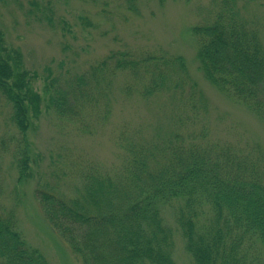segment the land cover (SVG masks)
<instances>
[{
    "label": "trees",
    "instance_id": "trees-1",
    "mask_svg": "<svg viewBox=\"0 0 264 264\" xmlns=\"http://www.w3.org/2000/svg\"><path fill=\"white\" fill-rule=\"evenodd\" d=\"M255 1L208 0L211 15L191 32L204 79L264 123V17L247 12ZM79 19L83 28L93 27ZM31 24L62 38L72 34L53 0H0V162L15 170L17 184L33 177L29 134L44 113L92 136L120 97L154 101L157 108L149 125L119 126L114 161L59 148L40 167L44 178L38 176L35 196L42 215L80 263L177 264L167 215L191 264H264V150L211 133L205 97L185 58L128 46L77 71L80 53L63 44L72 71L53 75L47 64L40 82L8 35L13 26ZM4 183L6 170L0 174V264H51L23 237L15 210L5 207Z\"/></svg>",
    "mask_w": 264,
    "mask_h": 264
},
{
    "label": "rangeland",
    "instance_id": "rangeland-1",
    "mask_svg": "<svg viewBox=\"0 0 264 264\" xmlns=\"http://www.w3.org/2000/svg\"><path fill=\"white\" fill-rule=\"evenodd\" d=\"M13 1V0H11ZM61 17L72 25V34L63 38L42 25L31 24L25 30L13 26L8 32L9 41L19 47L26 66L39 73L38 81L46 75L45 65H51L53 75L72 71L70 51L76 57L77 71L106 55L111 49L131 47L135 51L160 47L173 54L182 55L187 62L190 78L205 97V119L211 133L222 141L257 142L264 150V123L241 103L231 100L208 83L197 69L195 60L196 40L191 28L199 20L211 15L208 0H53ZM208 5V6H207ZM250 18L264 17V0L248 5ZM7 23V12L1 10ZM80 16L86 17L93 27L83 28ZM21 22V17L18 18ZM22 25V24H19ZM63 44L69 48L62 50ZM148 45V46H146ZM63 65L58 67V63ZM39 88V87H38ZM148 107V108H146ZM157 111L154 101L148 104L133 97L130 101L118 98L104 126L92 136L73 133L44 113L36 129L31 130V168L33 177L16 183L15 170L4 159L0 162V174L6 170L5 207L16 213L19 229L28 243L38 248L51 264H81L68 246L52 230L44 219L36 200L38 176L44 175L40 167H46L52 154L59 148L63 152L90 154L102 162L116 159L114 139L119 126L127 121L130 126L150 124ZM162 117V115H161ZM202 114L199 116V119ZM163 120V117H162ZM96 123V122H95ZM51 153V155H49ZM16 188V189H15ZM18 191L17 203L13 195ZM17 205V206H16ZM167 223L174 230L173 257L177 264H191L183 248V240L176 230L172 217Z\"/></svg>",
    "mask_w": 264,
    "mask_h": 264
}]
</instances>
